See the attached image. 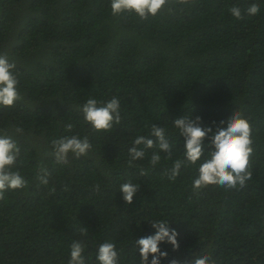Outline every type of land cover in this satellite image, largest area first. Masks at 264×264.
Here are the masks:
<instances>
[{
    "label": "trees",
    "instance_id": "1",
    "mask_svg": "<svg viewBox=\"0 0 264 264\" xmlns=\"http://www.w3.org/2000/svg\"><path fill=\"white\" fill-rule=\"evenodd\" d=\"M251 0H168L156 17L112 16L109 0H0V53L17 64L22 99L0 108V132L16 134L25 190L0 199V264H68L73 241L115 242L122 264H139L135 240L151 235L145 220L167 219L179 248L168 259L209 253L216 264H264V4L241 18ZM90 96L121 100V122L97 133L78 105ZM239 111L252 128L251 180L233 189L193 191L196 167L169 179L172 161L149 165L151 150L129 166L128 149L153 124L172 133V120L201 115L205 125ZM72 124L71 132L66 130ZM66 135L87 136V157L63 165L49 153ZM49 184L36 180L39 167ZM141 170L144 174L141 175ZM140 189L131 205L119 193ZM162 264H167L164 260Z\"/></svg>",
    "mask_w": 264,
    "mask_h": 264
},
{
    "label": "clouds",
    "instance_id": "2",
    "mask_svg": "<svg viewBox=\"0 0 264 264\" xmlns=\"http://www.w3.org/2000/svg\"><path fill=\"white\" fill-rule=\"evenodd\" d=\"M168 4V0H109L111 15L116 17L127 12L142 20L149 16L156 17ZM264 0H251L242 11L239 4H233L229 11L232 16L241 18L246 12L255 15L260 11ZM17 64L7 54L0 53V108H13L22 97L19 90ZM78 110L83 120L97 133H108L121 122V100L113 96L111 99L100 100L90 96ZM173 130L178 133L182 146L178 147L173 140L172 133L165 127L151 125L147 135H137L132 146L128 149L129 166L142 161L151 150L149 165L152 168L160 165L161 153L171 160L174 147L182 151V156L172 161L169 174L170 180H175L182 168L196 167V174L192 177L193 191L219 184L233 189L244 187L251 180L250 158L253 154L252 128L249 120L239 111H233L228 117H220L219 121L205 125L201 115H183L172 120ZM72 124L66 125L71 132ZM23 132L22 128H15L10 134L0 132V199L9 191L25 190L28 181L17 167L20 158V146L15 138ZM92 143L87 136L66 135L51 142V152L55 163L63 165L69 157L79 159L87 157L92 151ZM141 175L144 171L141 170ZM50 172L41 165L36 175L40 185L49 184ZM140 185L128 180L119 186V193L125 204L131 205L136 197ZM153 230L151 235L142 236L135 240V248L139 256V264H216L212 256L203 252L193 254L189 258L179 260L168 259L167 248H179L178 231L167 219L145 220ZM86 245L81 241H73L70 247L68 264H88L85 256ZM94 264H122L121 252L115 242L106 241L98 246Z\"/></svg>",
    "mask_w": 264,
    "mask_h": 264
}]
</instances>
